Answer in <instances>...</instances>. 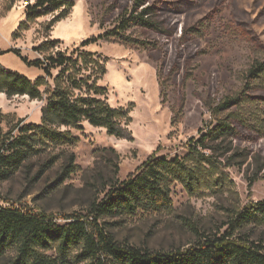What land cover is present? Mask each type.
<instances>
[{
    "label": "rangeland",
    "instance_id": "obj_1",
    "mask_svg": "<svg viewBox=\"0 0 264 264\" xmlns=\"http://www.w3.org/2000/svg\"><path fill=\"white\" fill-rule=\"evenodd\" d=\"M63 9L27 23L26 10L37 0H0V65L32 81L45 77L40 100L0 94V145L24 133L27 126L43 125V108L60 69L51 76L26 64L42 58L37 49L60 41L50 51L71 56L90 39L111 32L129 16L138 0H69ZM159 31L132 27L121 40H99L81 49L106 61L99 85L108 89L113 108L131 109V139L110 136L107 130L84 121L79 127L53 126L69 132L73 143H53L35 131L30 157L7 179L0 181V208L25 214H46L64 225L67 216H88L114 186L137 172L152 155L174 159L189 156L193 140L228 120L236 130L211 144L214 165L196 167L195 180L173 181L171 207L162 211L105 215L96 223L123 247L154 253L185 251L205 236L223 237L264 246V217L235 225L245 208L264 201V75L253 91L242 93L245 75L255 62H264V0H144ZM53 24V25H52ZM77 56V55H75ZM243 104L217 111L227 99ZM197 174V173H196ZM199 179V180H198ZM88 219V220H87ZM84 244L67 253V264H117L102 255L101 262L81 256ZM59 259L58 244L39 250ZM15 249L0 257L9 264Z\"/></svg>",
    "mask_w": 264,
    "mask_h": 264
},
{
    "label": "trees",
    "instance_id": "obj_2",
    "mask_svg": "<svg viewBox=\"0 0 264 264\" xmlns=\"http://www.w3.org/2000/svg\"><path fill=\"white\" fill-rule=\"evenodd\" d=\"M143 5L144 0H138L136 7L122 20L119 27L98 38L85 41L71 56L62 51L57 54L50 53L60 43L56 40L43 43L37 49L42 58L34 61L14 51L26 64L44 70L48 76L55 69H60V73L54 80V87L49 90L50 95L42 110L43 125L27 126L21 130L24 134L19 138L0 145V181L9 179L30 157L32 146L26 136L30 132L38 131L36 133L39 137L53 143L69 144L74 142L71 134L58 131L53 126L79 127L80 123L87 121L94 127L106 129L110 136L131 139V109L110 106L107 101L108 89L99 85L107 72L106 61H102L97 53L81 49L99 40L118 39L128 43L122 38V33L132 27L159 31L161 24L153 22L151 8L139 12ZM74 6L69 0H37L34 5L27 6V23L21 28L52 11L63 9L64 14L54 20L55 24L68 17V12ZM263 75L264 62H255L245 75L246 84L242 92L244 96L252 99L248 93L253 91V83ZM46 87H49V83L45 77L32 81L0 65V94L8 97L28 96L31 100H40L43 96L42 89ZM243 101L239 96L229 98L217 111L219 113L238 107ZM235 135L236 130L232 124L228 120H221L199 139L192 141L189 156L186 158L176 156L169 159L152 155L137 172L130 174L120 185L112 187L100 202H95L88 216H67L66 220L69 222L64 225L55 223L46 214H25L18 209L0 208V257L8 250L15 249L17 256L9 264H67L68 251L75 245L84 244L81 256L96 259L100 263L104 255L117 264H264L263 245H249L231 240L230 235L205 236L203 241L185 251L163 254L147 249L123 247L96 223L84 221L87 217L97 220L105 215L136 214L139 211H162L170 208V185L173 181L195 180L199 175L196 167L215 163L213 156L205 152L213 150L210 145ZM259 214L264 217V201L240 212L235 225L253 221ZM55 244L59 246V259L48 258L39 253V250L50 249Z\"/></svg>",
    "mask_w": 264,
    "mask_h": 264
}]
</instances>
